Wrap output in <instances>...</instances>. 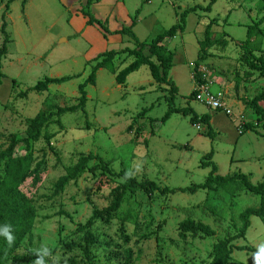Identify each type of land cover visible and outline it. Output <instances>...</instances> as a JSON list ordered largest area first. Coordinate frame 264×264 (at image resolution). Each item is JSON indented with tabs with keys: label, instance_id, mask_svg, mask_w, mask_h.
<instances>
[{
	"label": "rangeland",
	"instance_id": "rangeland-1",
	"mask_svg": "<svg viewBox=\"0 0 264 264\" xmlns=\"http://www.w3.org/2000/svg\"><path fill=\"white\" fill-rule=\"evenodd\" d=\"M21 2L0 0V27L4 13L11 40L2 58L0 151L11 139L25 137L27 120L48 96H78V85L91 69L86 63L97 54L135 47L126 34L104 37L97 24H86L82 11L106 22L112 32L130 26L139 10L132 32L139 41H149L177 24L180 13L190 8L184 30L164 42L173 52L169 77L177 87L175 106L209 114L213 136L205 134V125L198 130L179 113L159 120L167 111L168 86L156 84L146 65L129 73L122 85L115 83L113 72L97 70L95 84L85 88L86 115L66 113L61 125L53 119L43 130L47 138L31 142L33 166L40 177L36 185L27 179L20 189L34 205L36 217L15 252L22 255L47 247L46 264H87L82 250L70 244L84 243L89 231L94 239L92 264H207L213 244L239 229V213L259 207L258 194L232 184L152 196L126 191L111 217L97 216L91 223L89 219L94 210L109 206L113 189L123 182L116 175L122 170L161 188L203 183L211 170L209 161L220 176L242 173L253 185L264 180V121L247 106L264 91V73L249 69L242 58L246 33L258 22L251 52L264 55V0H215L209 9L210 0H97L88 7L86 0H25L23 6ZM211 21V44L203 52L199 71L203 84L231 114L207 107L195 95L189 97L196 88L193 62ZM2 40L0 32V44ZM131 59L118 54L115 71ZM61 76L74 78L41 92L28 90L46 77ZM259 105L264 109V99ZM25 153L23 145L15 148V155ZM86 155L91 158L81 173L56 189L67 169ZM184 219L207 224L214 235L188 233L181 239L179 224ZM249 220L245 236L233 244L258 250L264 244V218L252 215ZM253 254L234 250L229 264H253Z\"/></svg>",
	"mask_w": 264,
	"mask_h": 264
},
{
	"label": "trees",
	"instance_id": "trees-1",
	"mask_svg": "<svg viewBox=\"0 0 264 264\" xmlns=\"http://www.w3.org/2000/svg\"><path fill=\"white\" fill-rule=\"evenodd\" d=\"M94 1L97 0H86V7H88ZM214 1L215 0H210L207 9L210 8ZM24 4L25 0H22L21 5L23 6ZM189 11L190 8L182 11L177 24L172 25L163 33L156 35L149 41H139L132 32V27L135 24L136 16L138 15L139 10L136 11L135 18L131 21L130 26H122L120 29L112 32L108 30L106 22L96 19L89 11H82V14L87 17L86 24H97L104 31V37L107 33L126 34L135 40V47L124 48L122 50L111 49L97 54V56H95L90 62L86 63V65L91 66V69L87 78L78 85V96L72 98H66L57 94L48 96V98L42 102L37 114L27 120L25 137L21 139H11L7 146L0 151V164L3 165V169L0 171V227H3L4 225H10V230H12V233L15 236V240L11 247L7 245L3 237H0V264H35L38 251H30L22 255H19L15 252L25 237L30 233L36 217L34 205L20 189L21 185L27 179L31 178L32 184L36 185L40 177V175L37 173L36 167L33 166L34 158L30 152V145L31 142H36L41 137L47 138V132H43V130H45L47 125L53 119L56 120V123L61 125L60 118L66 113L80 112L83 115H86L87 93L85 88L87 85L95 84L97 70L103 68L113 72L115 74V83L117 85H122L125 83L126 77L129 73L136 71L142 65H146L153 81L156 84L168 86V95L164 96L167 102V111L159 120L164 122L170 117L172 113H179L182 116L188 117L189 123L192 125H205L207 127L205 134L213 136V132L210 128L209 114L198 115L190 106L176 107L174 104L177 87L169 77V70L172 66L173 60V52H170L167 49L164 42L167 39L175 36L178 31L181 32L184 30L185 14ZM257 24L253 27H250L246 33V39L242 44V47L245 50L242 54V58L247 62L249 69L252 71H262L264 73V55L255 56L251 52L253 36L257 33ZM6 26L7 23L5 21V14L3 13L2 24L0 27V32L3 38L2 43L0 44V84L2 83V79L5 77L2 72V58L7 53L8 43L11 42L6 31ZM211 26L212 21L209 22L205 29L204 38L199 42L197 57L193 62L192 78L196 88L189 94L190 98L197 93L198 87L204 83L202 74L199 71V63L203 60V52L211 44ZM120 53H125L132 59L126 66L116 72L114 60ZM248 55L251 57V59H249ZM153 58H155L156 62L153 60ZM92 62L95 63L91 65ZM248 74L250 73H247V75ZM72 78H74V76L46 77L43 80L38 81L32 87L28 88V90L41 92L47 90L49 85L61 84L71 80ZM262 99H264V91L257 94L252 100L247 102V106L251 108L261 120L264 121V109L259 105V102ZM141 113H144V110ZM153 121L156 120L152 119L151 122ZM240 130L242 133V129ZM18 145H23L25 147V154H14L15 148ZM211 156L212 152L207 155V158L210 159ZM90 158V155L80 156L78 162L73 167L68 168L66 174L60 177L59 181L55 184L56 189H60L62 185L67 183L68 180L78 176ZM209 164L211 165V170L209 171L207 178L203 183L192 184L188 187L182 188H161L151 180L138 181L135 177L127 175L125 171L122 170L116 175L121 177L123 182L113 189L109 206L100 211L94 210L92 217L89 219V223H91L97 216H105L106 218L111 217L112 214L120 207L126 191H128L130 194H133L136 191H142L146 195L152 196L155 192H158L160 195H166L175 193L177 191L195 193L200 189H224L232 184L237 185L236 187H244L247 192L258 194L260 199L259 207L246 208L241 213H239L238 218L241 222L239 229L234 235L226 236L223 239L217 240L213 244L211 259L207 264H229L230 256L234 250H245L253 253L257 252V249L247 245L235 246L233 241L245 236V233L250 226V216L255 215L264 218V180L256 185H253L250 183L247 176L242 173H234L231 176H220L216 174V166L210 161ZM101 168L109 171L104 164L101 165ZM188 233L194 235L198 234L204 237H211L214 235L213 229L207 224L195 222L191 219H184L179 224L178 236L181 239H185ZM93 244V236L89 231H87L84 236V243L70 244V246L80 248L86 258L87 264H92L90 249Z\"/></svg>",
	"mask_w": 264,
	"mask_h": 264
},
{
	"label": "clouds",
	"instance_id": "clouds-1",
	"mask_svg": "<svg viewBox=\"0 0 264 264\" xmlns=\"http://www.w3.org/2000/svg\"><path fill=\"white\" fill-rule=\"evenodd\" d=\"M10 225H4L3 227H0V237H3L5 242L9 247L12 246L15 236L12 233V230H10ZM50 255V250L47 247H42L38 251L37 259L35 260V264H46L45 257H48ZM253 258V264H264V244H261L258 247L257 252H255L252 256Z\"/></svg>",
	"mask_w": 264,
	"mask_h": 264
},
{
	"label": "built area",
	"instance_id": "built-area-1",
	"mask_svg": "<svg viewBox=\"0 0 264 264\" xmlns=\"http://www.w3.org/2000/svg\"><path fill=\"white\" fill-rule=\"evenodd\" d=\"M195 97L198 101L205 104L207 107L212 108L214 110L222 109L226 114H231V110L229 107H226L219 99H217L209 87L206 84H201L198 89ZM196 129H201V124L194 125ZM241 133V130L238 131Z\"/></svg>",
	"mask_w": 264,
	"mask_h": 264
},
{
	"label": "crops",
	"instance_id": "crops-1",
	"mask_svg": "<svg viewBox=\"0 0 264 264\" xmlns=\"http://www.w3.org/2000/svg\"><path fill=\"white\" fill-rule=\"evenodd\" d=\"M111 37H112V36H111V35H109V36L107 37V40H109Z\"/></svg>",
	"mask_w": 264,
	"mask_h": 264
}]
</instances>
